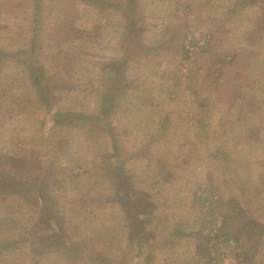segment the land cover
Listing matches in <instances>:
<instances>
[{
	"label": "rangeland",
	"instance_id": "1",
	"mask_svg": "<svg viewBox=\"0 0 264 264\" xmlns=\"http://www.w3.org/2000/svg\"><path fill=\"white\" fill-rule=\"evenodd\" d=\"M105 1L0 0V176L22 184L0 194V264H211L225 216L236 258L264 264V0H133L148 53L106 111L125 0Z\"/></svg>",
	"mask_w": 264,
	"mask_h": 264
},
{
	"label": "trees",
	"instance_id": "2",
	"mask_svg": "<svg viewBox=\"0 0 264 264\" xmlns=\"http://www.w3.org/2000/svg\"><path fill=\"white\" fill-rule=\"evenodd\" d=\"M36 1H37L36 6H37L38 3L39 2L41 3L42 0H36ZM81 1H83L87 5H92L95 8L115 9L114 5H112L111 3H108L105 0H81ZM118 11L121 12L122 20H123V26H122L123 27L122 28L123 40H122V44H121L122 46L120 48V50H121L120 56L118 58H113V59L109 60L108 62H106L107 66L109 68V73H111V74L108 75L103 80L104 81V84H103L104 85L103 86L104 95L102 97L103 102H102L101 107L105 111L107 109H109L113 103L112 93H115L118 89L124 88L123 86L126 85L124 83L123 72H124V69L126 68V66L129 65L130 60L128 58L130 56H133V55L138 54V53H140V55L144 54V56L146 57V53H148L147 47H145L143 44L141 45L139 43L138 36L136 35V30H135L136 27L135 26L137 24H136V20L134 18L135 7L133 5V0H125V2H123L118 7ZM178 39H179V35H177V34L170 35V36H168V38L166 40H164V43H169V45L173 46L176 44ZM158 48L161 49L162 46H159ZM147 55H149V54H147ZM27 69H28V73L30 76L29 79H30L31 83L35 86L36 90L38 91L39 103L44 108H46L47 112L51 111V105L49 104L50 102L46 98V95H45V91H46L45 88L46 87L44 85H42V83H40V79H39L40 75H39V73H37V69L31 63L28 64ZM5 99L6 98H4V101H0V105L6 103ZM76 118H78L79 120H84V119L89 120L90 119V117H85L84 115H81V114L55 113L53 115L54 124H56V125L64 123L65 120H69V122H72V120H74ZM116 151H117V148L114 147V152H116ZM20 185L22 186V184L18 181L5 180V179H2L0 176V194L1 195H3L4 193L8 194V195L11 194V191H10L11 188H14V189L17 187L20 188L19 187ZM11 186H13V187H11ZM198 192H197V197L201 198L203 200V202H207L208 199L205 197H202V196H198ZM228 220L229 219L227 216L221 218L222 231H223L222 233L224 234L226 239H233L235 241L236 248H237V251L239 253L240 247H242V245L241 246L239 245L241 236L230 235L226 232V230L228 228ZM253 234H255L254 227H250L249 231H244V236L246 237V239L249 242H250V239L254 238ZM255 236H256V234H255ZM14 246H15L14 243L4 241V242L0 243V250L7 251L10 249H13Z\"/></svg>",
	"mask_w": 264,
	"mask_h": 264
},
{
	"label": "built area",
	"instance_id": "3",
	"mask_svg": "<svg viewBox=\"0 0 264 264\" xmlns=\"http://www.w3.org/2000/svg\"><path fill=\"white\" fill-rule=\"evenodd\" d=\"M191 33H193L197 40V43L195 42V46H197L193 47L191 42L194 39H192L193 37L190 36L187 37V40L183 44V49L187 54H189L190 57L194 55L195 52H199V50L205 48V41L200 39L199 31L191 30ZM198 196L205 197V187H201L200 191L198 192ZM222 232V221L220 217L215 220V224L212 225L211 229L204 232V235L209 239H219V241L225 245V251H221L220 253H210L211 264H243L242 261L235 256L237 250L235 241L233 239H226Z\"/></svg>",
	"mask_w": 264,
	"mask_h": 264
},
{
	"label": "crops",
	"instance_id": "4",
	"mask_svg": "<svg viewBox=\"0 0 264 264\" xmlns=\"http://www.w3.org/2000/svg\"><path fill=\"white\" fill-rule=\"evenodd\" d=\"M230 101H235L234 100V97L233 96H229L228 95V97H226V99H224V102L226 103H228L229 102V104L228 105H231V103H230ZM241 115V114H240ZM241 116H243V115H241Z\"/></svg>",
	"mask_w": 264,
	"mask_h": 264
}]
</instances>
